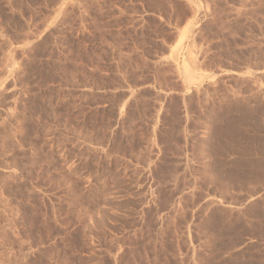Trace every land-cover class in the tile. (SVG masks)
Segmentation results:
<instances>
[{"label":"rangeland","instance_id":"374dc122","mask_svg":"<svg viewBox=\"0 0 264 264\" xmlns=\"http://www.w3.org/2000/svg\"><path fill=\"white\" fill-rule=\"evenodd\" d=\"M0 264H264V0H0Z\"/></svg>","mask_w":264,"mask_h":264}]
</instances>
